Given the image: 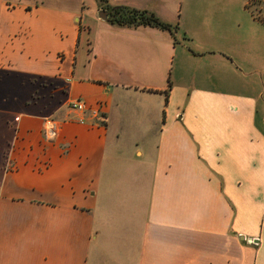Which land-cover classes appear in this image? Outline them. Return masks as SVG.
<instances>
[{"label": "crops", "instance_id": "0c3cea01", "mask_svg": "<svg viewBox=\"0 0 264 264\" xmlns=\"http://www.w3.org/2000/svg\"><path fill=\"white\" fill-rule=\"evenodd\" d=\"M38 1L0 0V264H264V18L210 42L190 0Z\"/></svg>", "mask_w": 264, "mask_h": 264}, {"label": "rangeland", "instance_id": "374dc122", "mask_svg": "<svg viewBox=\"0 0 264 264\" xmlns=\"http://www.w3.org/2000/svg\"><path fill=\"white\" fill-rule=\"evenodd\" d=\"M4 1L7 4H11L13 6L12 2L16 0H4ZM27 1H29L30 4H33V3H37L38 5L40 4L38 0H27ZM90 1L91 0H83L84 5L90 4ZM190 1H192L194 4L193 5L190 4L188 7V10L197 11V10H205L208 8L207 10L211 12L210 17H207V18L201 17L196 20H192L194 23L191 26V29L193 30V29H198V27H201L203 24L204 31H207V34H208L206 35V38H208L210 42H212L213 38H215V40L219 42V37L224 31V29H228L224 27V25L222 24V22L226 20L230 22L229 24H231L230 28H232V30L238 32L239 34H248L250 31L254 32L252 15L255 16L256 14H258L260 19L264 18V0H232V2H228L231 0H190ZM181 3H182V10H185L187 7L186 3L184 2H181ZM43 5L46 7H49L51 11L52 10L61 11L66 14H69L67 13L69 11L67 7L69 5L68 2H65L62 0L61 1L60 0H47V2H44ZM202 5H205L207 7L202 9ZM36 10H40V8L38 9V8L33 7V11L35 12ZM69 17L70 16L68 15L66 16V19H62V20H66L67 23H69L70 21ZM177 21L179 23V26H178L179 27V30H178L179 42L188 43L190 44L189 45L190 47H193V45H196L199 42L197 36L199 37L200 35L194 36V38H196V41H189L190 39L189 36H187L188 40H184L182 37L184 36V33H185L184 29L187 28V25L184 24L185 20L181 19L180 16ZM257 32L259 33V31ZM261 32H262L261 34H263L264 31H261ZM61 38L62 39H59V37H57L54 42L51 41V47L54 48L55 44H58L62 47H69L68 40L65 39L64 34ZM259 45L262 46L260 43ZM117 197L121 199V201H123L126 198V197L123 198V196L121 197L117 196ZM126 204H127V201L126 203H123L122 205L126 206ZM108 207H110V205ZM123 213L124 211H121V214L119 216H122ZM105 214H107L105 216L110 215L109 212ZM127 214L129 215V212Z\"/></svg>", "mask_w": 264, "mask_h": 264}, {"label": "trees", "instance_id": "16d2710c", "mask_svg": "<svg viewBox=\"0 0 264 264\" xmlns=\"http://www.w3.org/2000/svg\"><path fill=\"white\" fill-rule=\"evenodd\" d=\"M103 10H107L110 14V19L118 24H132V25H151L161 29H168L169 24L155 17L152 13L145 10H137L129 7L122 6H109L106 5ZM176 27V25L174 26Z\"/></svg>", "mask_w": 264, "mask_h": 264}, {"label": "built area", "instance_id": "2783aa9c", "mask_svg": "<svg viewBox=\"0 0 264 264\" xmlns=\"http://www.w3.org/2000/svg\"><path fill=\"white\" fill-rule=\"evenodd\" d=\"M69 106L72 109L82 112L86 110L84 103L79 99H75L71 101ZM90 111L93 114L96 113V110H90ZM80 122H82V120H80ZM56 133H57V122L52 118H45L43 120V126H42V138L45 141H49L56 136Z\"/></svg>", "mask_w": 264, "mask_h": 264}, {"label": "water", "instance_id": "95a60500", "mask_svg": "<svg viewBox=\"0 0 264 264\" xmlns=\"http://www.w3.org/2000/svg\"><path fill=\"white\" fill-rule=\"evenodd\" d=\"M102 14H103V15H102ZM99 16L102 17V18H105V17H106V12H104V11L101 12V14H99Z\"/></svg>", "mask_w": 264, "mask_h": 264}]
</instances>
